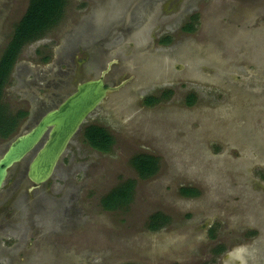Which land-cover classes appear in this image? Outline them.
Here are the masks:
<instances>
[{
    "label": "rangeland",
    "instance_id": "obj_1",
    "mask_svg": "<svg viewBox=\"0 0 264 264\" xmlns=\"http://www.w3.org/2000/svg\"><path fill=\"white\" fill-rule=\"evenodd\" d=\"M147 3L65 0L58 23L20 52L2 105L10 115H27L15 135L0 140V155L36 124L43 108L57 106L74 91L88 75L87 61L101 56L105 65L118 55L126 73L120 74L134 79L88 116L59 161L62 176L49 179L55 194L78 188L68 222L53 237L58 249L46 242L27 263L24 244L14 250L17 233L2 235L0 264H264V0L153 1L157 7L149 21L127 35L114 30L112 44L101 45L103 55L77 48L91 43L83 34L88 20L114 26L116 19L130 18L133 5L142 14ZM28 4L0 0V54ZM192 17L194 30L182 32ZM166 36L171 43L159 44ZM68 44L63 58L60 49ZM128 44L133 47L126 51ZM167 90L172 92L167 100L143 104L145 97L159 98ZM60 91L52 101V92ZM189 94L193 106L186 104ZM88 124L112 134L109 153L84 143L81 129ZM137 154L157 158L154 176L139 177L131 165ZM127 181L134 183L130 202L105 211L99 201ZM47 184L40 186L43 193ZM182 188L198 194L181 196ZM5 193L3 188L0 200ZM156 213L166 224L151 232ZM4 249L15 251L12 263Z\"/></svg>",
    "mask_w": 264,
    "mask_h": 264
},
{
    "label": "flooded vegetation",
    "instance_id": "obj_2",
    "mask_svg": "<svg viewBox=\"0 0 264 264\" xmlns=\"http://www.w3.org/2000/svg\"><path fill=\"white\" fill-rule=\"evenodd\" d=\"M153 1H157V0H148V3L146 4L147 7L142 14L136 11L134 12L135 5H133L129 10L131 14L130 18L125 19L124 21L121 19H116L118 23L114 26H111V25L103 26L101 24L102 23L101 21L97 22L96 20H93V21L91 19L88 20L89 21L87 23L88 25L87 26L85 25V29H83L84 33L83 32L82 33L85 35V40L86 41L90 40L91 43L85 42V44L82 47H77V48H81L79 49L81 51L82 50L92 51L96 49L98 54L102 53L103 55L105 53V51L103 50H106V49H104L103 46L101 45L102 43L103 44L108 43L109 45L112 44L111 39H113L114 35H112V33L114 30H117V29H120L122 31L126 30L127 33L125 34L127 35V34H130L136 31L138 28L144 25L145 22L149 21V19L151 18V14L154 13V9L157 7V6H153L154 4ZM129 24L131 25L129 26ZM100 25L102 27H100ZM98 26L99 28H96ZM159 30L158 32H160ZM153 34L154 33H152V35ZM77 42H78L77 40L72 41L71 43L72 47H73V44L74 46H76ZM71 45L68 44L67 47L64 45L61 47L59 53L60 54L62 53L61 56L63 58L64 56L69 55L70 50H71ZM141 46L142 44L139 46V48H141ZM126 47H127L126 49L127 51L128 49L133 47V44H128L126 45ZM113 48L114 47L111 46L109 50L111 51V49ZM132 50L133 48L131 49V52L135 53L136 50H133V51ZM110 51H106L107 54ZM129 53L130 52H128V54ZM101 58H102L101 56L95 57L92 60L87 61V64L90 68L87 71H88V75L90 76L86 75L84 78H81L80 81H78L77 83L82 82L86 79L99 77L101 73L107 68V65L110 62H114V63L111 64V68L108 71V74L105 75L104 80H105L106 86L118 85L124 80L129 78V76L127 75H121V74H126V73H123V67L121 63L122 59L120 57L118 58V55H116V59H113L110 62H107L105 65H103L102 62L99 63V60ZM61 71H62V75H64L62 77L63 78L66 77L67 76L66 72H64V70H60V72ZM67 79H69V77ZM106 79L110 81V84H107ZM129 83L126 84L121 89H125L129 85ZM69 85L67 86L68 89L71 88V84ZM52 93H53L52 101L55 100L56 95L61 96L62 94L61 91L52 92ZM194 103L190 106H193ZM57 106L49 107L48 109L43 108L45 110L44 113H42L43 109L41 110V108H39V110L42 111L41 112L42 114L40 115V117L43 116L49 110L56 108ZM58 169H59V164L57 166V170L54 174V177L56 175L62 176V173L59 172ZM21 173H22V166L20 165V167L17 168V171H15V174L11 181L12 183L5 184L3 186V188L6 190V193L2 195V199L0 200V236L2 237V235H14V233H17L16 235L17 239H15L16 248L15 249L13 248V249L16 250L18 249L17 245L22 246V244H24L25 246L24 249L26 253L25 261H27L28 263V261L32 258V253L36 255V252L40 249V247L43 245L45 246L47 243L52 245L51 249H55V250L58 249V247H56L53 244V241H54L53 237L57 236V234H61L60 230L62 226H64V222L66 223L68 222L67 219L65 218V215L67 211L71 208V204L75 199L74 197L78 191V188L77 187L73 188L72 186L71 188H67V187L62 188L60 189L58 194H55L53 193V185L52 183L49 182L50 181L49 180L48 182H46L48 184L46 186L47 188L45 187L46 189L44 193L42 190H40L41 185L31 190L32 188L31 184L28 183L26 177H21L22 176ZM66 192H69V194L66 195ZM26 236L28 238L26 239L27 241L24 242ZM31 243L35 245V247L34 246L31 247L30 246ZM14 252L15 251H12V250L8 251L4 249L3 255L7 254L9 261L11 260V263H12L14 260L13 259ZM40 260H42V258H40Z\"/></svg>",
    "mask_w": 264,
    "mask_h": 264
},
{
    "label": "trees",
    "instance_id": "obj_3",
    "mask_svg": "<svg viewBox=\"0 0 264 264\" xmlns=\"http://www.w3.org/2000/svg\"><path fill=\"white\" fill-rule=\"evenodd\" d=\"M65 0H29L28 7L14 26L11 36L6 42L4 49L0 54V140H7L15 135L19 121L23 120L27 115L25 111H18L16 114L10 115L5 112L2 105V96L4 88L10 83L12 69L18 59L22 49L42 38L45 33L58 23L62 16ZM196 17L191 18V23H187L181 27L182 32H192L194 27L192 21ZM159 44L168 45L171 38L166 36L159 38ZM171 91H162L160 97L147 96L143 100L146 106L157 105L162 100H167L171 95ZM195 102L193 94H189L186 98L187 106ZM81 138L84 143L92 150L100 153H109L114 145L112 134L104 127L96 124H88L81 129ZM132 167L136 170L140 178L146 179L156 174L158 170V160L155 157L146 154H137L132 161ZM134 183L127 181L111 190L104 198L99 201L105 211H115L125 207L131 200ZM181 196H197V191L192 188H182L179 190ZM166 218L156 213L150 218L149 230L151 232L158 231L165 226Z\"/></svg>",
    "mask_w": 264,
    "mask_h": 264
},
{
    "label": "water",
    "instance_id": "obj_4",
    "mask_svg": "<svg viewBox=\"0 0 264 264\" xmlns=\"http://www.w3.org/2000/svg\"><path fill=\"white\" fill-rule=\"evenodd\" d=\"M110 62L99 77L86 79L75 85L74 91L60 104L46 112L36 124L11 140L0 155V192L9 172L27 162L24 176L33 190L51 179L72 138L88 116L106 100L134 79L130 75L115 86L105 85Z\"/></svg>",
    "mask_w": 264,
    "mask_h": 264
}]
</instances>
